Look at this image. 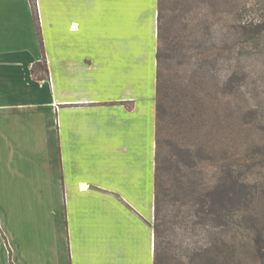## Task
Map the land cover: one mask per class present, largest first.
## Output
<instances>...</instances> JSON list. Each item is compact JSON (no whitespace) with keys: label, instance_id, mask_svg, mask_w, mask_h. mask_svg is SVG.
I'll return each mask as SVG.
<instances>
[{"label":"crops","instance_id":"0c3cea01","mask_svg":"<svg viewBox=\"0 0 264 264\" xmlns=\"http://www.w3.org/2000/svg\"><path fill=\"white\" fill-rule=\"evenodd\" d=\"M36 2L0 0V264H155L159 0Z\"/></svg>","mask_w":264,"mask_h":264},{"label":"trees","instance_id":"16d2710c","mask_svg":"<svg viewBox=\"0 0 264 264\" xmlns=\"http://www.w3.org/2000/svg\"><path fill=\"white\" fill-rule=\"evenodd\" d=\"M31 3L39 23L37 2ZM167 12L165 0H159L155 264H264V211L257 206L258 187L264 183L252 182L250 175L228 162L229 156L239 157V149L222 159L215 179L209 182L204 167L214 157L200 152L206 150L204 140L212 147L225 131L229 141L236 142L237 112L231 113L233 119L214 124L210 104L226 106L240 97L245 47L254 43L256 54H264V9L245 19L240 0H209V139L203 141L198 133L207 118L201 95L207 73L202 66L190 76L174 68L186 57L193 40L181 16L179 24H173ZM206 28H199L194 39L199 47ZM220 69L226 73L216 76ZM32 71L38 79L49 76L46 62L34 65ZM190 101L197 113L189 112ZM221 123L226 124L224 128ZM187 131H195L191 143L186 140ZM180 229L183 238L178 245L174 240ZM174 248L180 250L170 254ZM249 253L252 261L247 259Z\"/></svg>","mask_w":264,"mask_h":264},{"label":"rangeland","instance_id":"374dc122","mask_svg":"<svg viewBox=\"0 0 264 264\" xmlns=\"http://www.w3.org/2000/svg\"><path fill=\"white\" fill-rule=\"evenodd\" d=\"M165 2L171 22L179 24L181 16L182 23L188 24L187 33L191 35L193 40L190 50L185 51L186 57H181L180 62L174 68L179 71L180 75L190 76L197 67L202 66L207 73L206 82L203 84L204 91L203 93L201 92L204 103L203 108H205L204 116L207 118L198 133L199 141H203L204 139H209V0H165ZM240 3L243 6L245 19H250L253 15L260 14L264 9V0H240ZM202 26H207V28L205 29L204 38L200 41L203 44L199 47V41H194V39L200 33L198 29ZM200 36H203V32ZM188 37L190 38V36ZM255 46L253 43L244 49L241 59L244 73L240 75L242 77V86L238 100H233L231 104L229 103L226 106L218 104L217 107V103L210 104L212 112L210 117L214 124L219 123L222 119H226L224 122L233 119L234 117L231 113L237 112L236 118L239 119L240 125L238 124L239 126L236 128L237 137L233 138L236 142L232 139L229 141L230 134L226 131L223 132V136L217 138L218 141L212 147H209L205 140L203 141L202 145L205 146H203V149L206 148V150H201V155L206 156L209 153L214 157V160L204 167L205 178H208L209 182L215 179L217 169H219L216 166L220 165L223 161L222 159L239 149V157L233 159V157L229 156L228 162L233 164L238 170L240 169L239 171L242 173L250 175L252 182L257 183L259 181L257 184L264 183V54H256L257 48ZM219 73H226V71L224 72V70L220 69V72H216V76H220ZM187 107L189 112L197 113L193 108L192 101L189 102ZM214 110L219 111L216 112ZM221 125L224 128L223 126L226 124L221 123ZM194 132H186L189 136L186 139L189 141L188 143L194 141ZM257 179L259 180L256 181ZM258 189L262 193L260 192V196L257 198V206L264 211V186H259ZM170 209L171 206L169 207V213H171ZM182 232L183 230L180 229V235L174 240L178 245H180V241L183 238ZM175 250L176 248L171 249L169 253L171 254ZM248 257L249 261L253 260L252 253H249ZM249 263L252 264V262Z\"/></svg>","mask_w":264,"mask_h":264}]
</instances>
